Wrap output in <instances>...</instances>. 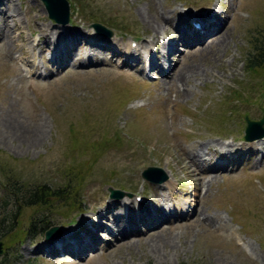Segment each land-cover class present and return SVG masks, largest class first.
I'll return each mask as SVG.
<instances>
[{"label": "rangeland", "instance_id": "374dc122", "mask_svg": "<svg viewBox=\"0 0 264 264\" xmlns=\"http://www.w3.org/2000/svg\"><path fill=\"white\" fill-rule=\"evenodd\" d=\"M11 1L21 21L20 30L5 29L6 38L0 36V218L14 208L10 185L9 190L5 186L7 175L30 186L47 183L69 188L76 184L80 189L75 194L76 205L56 199L46 210L22 209L16 233L25 230L33 217L36 222L42 216L55 231L50 239L42 234L23 240L17 234L1 237L0 264H264V143L262 152L248 156L253 153L248 148L257 145L245 142L246 114L254 120L264 117V77L258 71L249 72L244 63L249 52L255 53L254 36L264 31V0H69L71 23L64 29L56 26L41 0ZM205 7L208 12L220 10L226 22L220 39L210 44L217 45L226 34L227 45L220 57L208 62L200 53L185 56L188 48L184 46L172 56L181 59L183 55L180 63L187 66L185 71L199 69L198 79L172 87L159 73L161 67L146 74L140 70L142 65L114 56L126 50L109 39L136 50L143 59L140 51L147 53V43L180 40L175 26L186 22L181 17L184 10ZM159 13L174 20L155 34ZM93 22H100L111 37L99 38L93 33ZM40 26H46L47 36L55 34L52 41L40 40ZM78 31L84 39L81 34L77 38L73 59L64 64L51 58L54 45L58 49L63 37H67L63 42L71 43L70 35ZM92 33L96 40L88 38ZM8 34L16 43H10ZM102 42L113 50L97 51L96 57L105 60L94 58L93 64L84 65L79 58L87 54L88 59L91 52L84 44L103 48ZM6 117L13 118L15 124L10 119L11 124L16 127L41 130L43 139H34L26 147L13 136L4 141ZM207 143L196 155H202L206 169L215 165L217 170L200 177L191 171L193 163L183 166L185 152ZM226 157L227 163H218ZM148 167L160 169L153 172L155 182L163 172L172 174L167 188L160 190V185L143 178ZM110 187L127 190L124 196L111 198ZM158 190L162 200L157 199ZM137 195L153 203L148 212L163 219L179 205L190 217L196 212L194 223H189L190 217L182 218L184 214L165 225L167 236L178 246L173 251L159 240L161 253L166 249L169 253L165 257H155L151 246L156 242L150 244V239L136 237L129 245H115L116 237L107 229L112 224L117 234L115 217L126 220L130 205H140ZM104 215L102 224L108 227L91 225L94 218ZM85 222L96 229L83 231ZM73 234V241H79H71ZM56 236H62L61 240ZM50 240L56 245L51 252ZM16 243H20L17 250L5 255L6 248ZM89 243L92 249L78 259Z\"/></svg>", "mask_w": 264, "mask_h": 264}, {"label": "bare ground", "instance_id": "6f19581e", "mask_svg": "<svg viewBox=\"0 0 264 264\" xmlns=\"http://www.w3.org/2000/svg\"><path fill=\"white\" fill-rule=\"evenodd\" d=\"M0 5L4 6V7L0 8V36L5 37L6 36L5 33H4L5 29L13 28V32L20 30V26H18V23L20 24L21 19H20V13H19L18 8L14 5V3L11 0H0ZM45 9H46V7H45ZM213 11H214V8H213ZM211 14H214V12L211 13ZM59 16L62 18L61 15H59ZM182 16L183 15H181V17ZM181 17H180V20H181ZM159 19H156V24H154L153 30H154L155 34H157V33L159 34L160 32H162V31H160V29L164 30L165 28H167L166 26L168 24H171L173 22V20H174V18L169 17L168 15H166L164 13H159ZM199 19H201L203 21L202 22L203 26H204V31L203 32H199L198 30L193 29V28H190L187 32L184 31V30H181V39L180 40L183 43L184 47L188 48L187 49L188 51L187 52L185 51L184 55L187 56L188 54H193V53H195L193 55H199L198 53H200L205 59L208 60V62H212L213 60H216V59H218L220 57V55H219L220 51L223 49V47L225 45H227V40H226L227 38H225L226 34L224 32H223V36H222L223 39L221 38V40L219 41V43L217 45H214V46L210 45V44L215 42L214 41L215 39H218V40L220 39L221 34H222L221 32L225 28V23L226 22L224 23L222 21V19L219 20L215 16H212V15H200ZM68 24H69V22H67V23L64 22L62 24H58L57 23L56 26L60 27V29L61 28L64 29V27H67ZM39 30H40L39 31L40 33L39 32L38 33L40 35V40L41 41H42V39H45V42L50 41V39L52 41L53 36L55 34L53 32H51V34H50L51 36L50 35L47 36L45 34L46 26H40ZM33 31H35V30H33ZM217 32H220V33H218L216 35ZM63 33L64 32L58 33V34L62 35ZM80 34H81V31H78L77 35L71 34L70 35V42L71 43L66 41L67 37L65 38L66 39L65 42H63L64 39H60L59 38L60 39L59 48L56 51H54V53L52 54L51 58L58 59L59 61H61V63H64V64L67 63L68 61H71V59H73V57L75 56L73 54V52H72V49L75 46V44L77 43V38H79ZM7 36L9 38V40L12 41L10 43H13V44L16 43L17 39H15L14 37H11L9 34ZM207 37H208L207 40H209V44L208 45L204 44V41L206 40ZM18 38H19V41L23 38L22 31H19ZM80 39L82 41L84 39V36L82 34H81ZM93 40H96V37H93ZM108 42H102L101 43V46L103 47L101 49L103 51L108 50L110 52V51L113 50L112 47L106 46ZM10 43H9V45H10ZM56 46H55V48H56ZM175 47H176L175 43H170V48H171V51L173 52L174 55L177 54L176 50H175ZM196 48H198V50H194ZM227 48H228V46H227ZM85 49H87V48H85ZM20 50L22 51L23 48L20 47ZM90 53H92V52H90ZM135 53H136V50H129L128 52L126 50L123 53H121L120 51H117V53H115L114 56L116 57L117 55H121L124 58L125 63H126V61H129L128 64L133 63L136 66H139V65L141 66L143 64V61H142V59L137 58L134 55ZM97 54H98V52H93L92 53V55H94V56H96ZM211 55L215 56V58L214 59H210ZM177 56H180V55H177ZM63 57H65L64 61H62ZM180 57H181V59H176V58L172 59V62H170V69L168 71L162 73L163 76H165V79H166V80L164 79L165 82H167V84H169L172 87L184 86L186 82H190L193 79H198V77L200 76V72L198 71L199 69L193 70V71H189V70L185 71V69H183V67H187V66H183L182 67V64H181L183 55L180 56ZM95 59H97V58H95ZM104 60H105V58H104ZM110 60H113V58H111ZM180 60H181V63H180ZM82 62H85V61H82ZM94 62H95V60H93L91 58H88V61H86L83 64L84 65H86V64H90L91 65ZM151 67H152L153 70H158L161 67V61L160 60H156V59L153 60V58H152ZM144 68L146 69V66ZM2 118H5V117H2ZM6 119H7L6 120V128H5L6 129V136L3 137L4 141H10V138L12 139L11 136H13L14 138H17V141L22 143V145H21L22 147H26V145H28L29 142L33 141L34 139H37V138H41V140L43 139V132L41 130L31 131L29 129H24V128L20 127L19 125H17V127H16V125H14L15 122H14L13 118L6 117ZM10 119H12V122L14 123L13 125L11 124L12 122H11ZM0 129H1V127H0ZM20 131H24V132L20 135L19 134ZM245 142H247L246 143L247 146L254 145V144H256V145L257 144H261L262 145L264 143V137H262L261 139H256L254 141L245 140ZM208 145H209L208 143L205 144V145L201 144V145L198 146L197 149L195 148L196 150L194 152H190V151H186L185 152V154L187 156L186 157L187 159H185V162H183V166L188 164V162L189 163H193V165L190 166V169H191L192 172H194L196 174H199L200 177L202 176V174H205L206 172H209V171H213L214 172V171L217 170V166H215V165L212 166V167H209L208 169H206L205 163H203V159L200 158V157H202V155H196V152L197 153H201V149H203V147H207ZM247 151L248 152L249 151L255 152V149L253 147H250V148H248ZM187 168H188V166H187ZM172 177L173 176L171 174V177H170V179L168 181H165L164 183L159 184L160 185V190H163V189L167 188V187H164V186H168L169 185V182H170ZM160 190H158L159 191V195H157L158 196L157 199H161L162 200V193H161ZM164 203L166 204L165 201H164ZM115 204L117 206V202H115ZM142 204L143 205H141V208H140L141 210H140L139 214L136 213L134 211V207H132V205H130L129 214H128V216H126L127 217L126 220H123V217H125V216H119L117 218L115 217V219L113 221V224L115 225V229L117 230V234H118V237L115 238V241H116L115 245L121 246V245H124L125 243H127L129 245V243L131 244L132 240L134 238H136V237H138V240H140V241H141V238H145V240H149L150 239V244L153 243V242H156V244H153L151 246L152 247L151 251L155 255V257H159V258L161 256L165 257L166 254L169 255V253H168L167 249H166V251L164 253H161V251H160V247L161 246H160V241L159 240H161L164 243V247L165 248L169 247L170 250H173V251L175 249H178V246L175 243L174 239L172 240L171 237L169 238L167 236L168 234L166 232H168L169 230L165 227V225L167 223L171 222V220L173 219L172 217H175L176 215L183 216L185 214L186 217H182V218L188 219V217H190V213H189V211H185V209L180 210L181 207L179 205V206L175 207L174 210H172L173 213L170 216L164 215V219H163L162 215H156V212H154V213H152L151 211L148 212V207L152 206V204L147 203V202L146 203L144 202ZM120 206H124V203H123V205H120ZM111 209H112V207H111ZM189 210H191V209H189ZM130 211H133V212H130ZM179 211H181V212H179ZM133 213L135 214V218H134ZM101 215H103V214H101ZM179 219L180 218H175V220H179ZM189 219H190V222H189L190 224L198 221V218L196 216V212ZM208 219L209 218L207 217L205 220L208 221ZM203 223H205V222H203ZM217 223H219V221H217ZM163 233H166V234H163ZM95 235L96 234H93L92 240H95ZM162 236H163V238H162ZM61 237L59 236L57 238V236H56V238L59 239V240H61L60 239ZM54 247H56V245L54 244V241L50 240L49 241L50 252L52 250H54V249H51V248H54ZM90 249H92L91 243H89V244H87L85 246V253H82V256L80 254V256H78V259H82L85 256L86 252H88ZM109 253H110V251H109Z\"/></svg>", "mask_w": 264, "mask_h": 264}, {"label": "trees", "instance_id": "16d2710c", "mask_svg": "<svg viewBox=\"0 0 264 264\" xmlns=\"http://www.w3.org/2000/svg\"><path fill=\"white\" fill-rule=\"evenodd\" d=\"M252 47L255 48V53L252 54L249 52L244 63L249 72L258 71L260 74H263L264 77V31H261L257 36H254ZM116 139L119 138L116 137ZM7 179L8 181L6 182L5 186L6 190H9L10 185L9 192L14 203V208L7 210L6 215L0 218V238L2 237L5 239L12 234H17V239L21 237L23 240L28 236L35 237L39 234L46 235V231L50 228V226H52V224L48 223V221H45L47 218H43V216L37 219L36 222L34 221L33 217L25 230H21L19 233H16V230L19 227V215L22 209L34 207L37 209L42 208V210H46L55 205L53 202H55L56 199H59L62 203H65V205H69L71 202H75L76 205L77 201L75 200V194H77L78 190L80 189V185L79 189L76 184L69 185V188H67V186L53 187L47 183H37L33 186H30L23 182L18 183V178L15 180L12 179V175H7ZM120 189L127 190L124 188ZM5 202L7 205L9 204L8 200ZM79 203L83 204L84 202L79 200ZM40 223L42 229L40 228ZM18 244L20 243H16L9 248H6L5 255L14 253L18 248L16 247Z\"/></svg>", "mask_w": 264, "mask_h": 264}, {"label": "water", "instance_id": "95a60500", "mask_svg": "<svg viewBox=\"0 0 264 264\" xmlns=\"http://www.w3.org/2000/svg\"><path fill=\"white\" fill-rule=\"evenodd\" d=\"M43 3L45 4L47 11L54 20L61 22V23H67L69 21L70 17V4L68 0H42ZM61 15L62 18L59 16ZM92 26H94L96 29L101 30L105 29L104 26L100 23H94ZM108 33L111 34L110 31ZM248 126L246 128V139L251 140L254 138H262L264 137V118L261 119L260 121H252L249 118H247ZM160 169L157 167H148L145 171H143V177L150 179L155 182V179L153 177V172L154 171H159ZM162 170V169H161ZM163 171V170H162ZM168 178V175L163 172V177L161 180L156 181L157 183H161L165 181ZM111 192V196H123L124 191L121 190H116L112 187L109 188ZM56 229H58L57 226H55ZM54 227L50 228L46 232V236L49 238L52 236L54 232ZM2 244L3 242L0 241V254L3 252L2 250Z\"/></svg>", "mask_w": 264, "mask_h": 264}]
</instances>
